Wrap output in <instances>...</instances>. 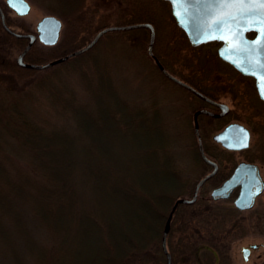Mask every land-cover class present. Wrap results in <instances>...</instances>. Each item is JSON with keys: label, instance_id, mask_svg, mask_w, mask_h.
Here are the masks:
<instances>
[{"label": "trees", "instance_id": "obj_1", "mask_svg": "<svg viewBox=\"0 0 264 264\" xmlns=\"http://www.w3.org/2000/svg\"><path fill=\"white\" fill-rule=\"evenodd\" d=\"M46 1V9L63 22L62 36L52 46L39 44L32 54L35 41L27 62L41 63L45 47H56L52 57L66 55L87 39L76 44L79 32L91 34L107 22L91 23L94 12L85 0ZM5 21L10 24L6 16ZM18 40L0 21V50ZM90 60L92 74L85 65L80 70L87 101L65 87L48 88L56 113L69 116L66 122L28 116L33 110L22 107L20 98L7 99L18 87L0 90V255L15 264L27 258L33 264L166 263L161 232L184 185L171 134L155 102L146 107L125 100L102 54L95 51ZM74 62L78 69L84 60ZM230 210L223 217H232ZM26 211L49 243L30 232ZM235 230L231 225L219 231L231 239ZM12 243L24 247L22 262L14 259Z\"/></svg>", "mask_w": 264, "mask_h": 264}, {"label": "rangeland", "instance_id": "obj_2", "mask_svg": "<svg viewBox=\"0 0 264 264\" xmlns=\"http://www.w3.org/2000/svg\"><path fill=\"white\" fill-rule=\"evenodd\" d=\"M27 1L30 3L28 13L18 16L4 4L3 0H0V3H3L5 7L3 8L4 15L14 30L24 31L25 28L34 30L36 21L42 15L50 13L46 9V0ZM84 5L88 10L94 12L90 14L92 15V18L89 19L91 23L107 20L104 22L106 26L131 22H150L155 34L152 52L169 72L193 81L199 79V73H205L206 75H202L200 82H198L203 88H206L204 84L207 82L225 83L228 80L226 82L228 84L224 85H229L232 89L225 93L226 98L224 100L234 110L240 111L242 121L248 122L252 131V148L257 146L264 148V106L257 98L251 80L237 74L234 78L230 76L233 73L232 68L222 62L216 54L219 42L208 41L198 45L190 44L171 15L167 0H85ZM124 8L127 9V12L121 14ZM51 14L58 16L55 13ZM107 14L110 15L108 19L105 17ZM94 34L95 31L91 34L85 31L79 32L76 44L81 39L87 38L84 40L86 43ZM61 36L60 31L57 42L60 41ZM148 37V29L143 27L108 31L102 34L87 52L38 69L19 67L15 64L14 59L22 49L25 40L15 41L12 46L4 45L3 52L0 50V90L5 89V87H18L19 89L14 93L6 94L9 95L7 99L9 97L11 100L20 98L22 107L33 110L31 114L28 112V116L33 115L36 118L42 116L57 123L66 122L67 119H70L69 116L65 113H56L54 105L49 100L48 88L52 85L58 88L59 85L62 88L65 87L66 90H72L78 101H87V89L83 85L85 79H80V70L85 65L89 73L92 74L90 72L92 71L90 59L95 51H99L105 65L109 68L113 83L118 87L125 100L134 101L136 105L141 104L146 107L152 102L156 103V108L164 118L166 128L171 134V150L176 156V162L181 168L180 171L184 179V185L179 196H185L191 191L194 181L208 169L201 159L195 156L197 143L190 129L191 107L194 103L192 101L190 106L187 105L190 100L186 98L184 92L175 88L171 82L162 76L163 74L153 59L147 54ZM38 48L39 43L37 42L31 53H37ZM55 49L56 47H45L44 52L46 54L41 63L55 58L52 57L56 53ZM81 59L84 60L83 65L78 64V69L73 67V65H77L74 61ZM213 68H216L217 71H212ZM38 77L41 80L40 83L37 82ZM243 110L254 111L255 116L248 119ZM230 118H232L231 115L228 119ZM220 124L221 121L212 120L208 122V119L201 117L199 131L201 142L207 147L209 154L211 153L220 162L226 163L225 155L219 152L220 146H217L212 138L215 129ZM259 159L263 165L262 174L264 176V154ZM217 181L218 175L206 181L202 186L204 194H207L210 186ZM232 206L231 198L216 202L204 200L192 205H179V210L185 209V218L186 214L191 217L189 218L190 227H187L185 231L186 238L184 232L181 234L182 239L187 242L185 244H191L190 251H186L190 257L197 254L201 264H259L262 261V258L257 259L255 256L258 253H264V189L256 196L253 205L247 210L238 212L233 210L235 213L232 217H223L227 212H231ZM180 214L178 213L177 217ZM24 215L25 219L29 220V230L36 240L49 243V240L43 238L48 237L46 231L41 226L36 225L38 220L32 218L28 211ZM174 221L180 222L179 218H176L170 224L171 228L167 233L166 242L168 238L173 239L178 236ZM231 225L235 226L236 233L230 239V235H223L222 231L219 230L222 227L224 229L229 228ZM223 233L225 234V232ZM218 234L221 235L218 236ZM204 241L208 247L216 250L217 254L213 253V250L207 246H204L203 249L202 243ZM249 242L261 243V245L252 250L250 260L247 258L246 262L241 258L239 248ZM192 246L194 249L196 247L194 253ZM11 249L15 253L14 259L22 262L24 247L12 243ZM177 255L175 254V256ZM152 258L155 257L152 256ZM194 261L190 259L189 263L192 264ZM25 262L26 264H33V260L30 258H27ZM0 264L15 263L0 255ZM148 264L152 263L149 262Z\"/></svg>", "mask_w": 264, "mask_h": 264}, {"label": "water", "instance_id": "obj_3", "mask_svg": "<svg viewBox=\"0 0 264 264\" xmlns=\"http://www.w3.org/2000/svg\"><path fill=\"white\" fill-rule=\"evenodd\" d=\"M171 6L172 15L175 18V21L179 27H181L187 35L188 40L193 44H199L201 42H205L212 39L221 40V45L217 48V54L224 60L231 63L234 67H236L239 71L249 74L254 77L255 86L260 98L264 100V95L261 94V88L258 84L259 80V73H254L247 65L249 60L256 62L259 61L261 58H264V52L259 50V46L252 44L251 42L256 40L258 36V31L253 27L250 30H243L241 33L236 37L235 40H232V37L227 35V29H218L217 25L214 23V12L215 9L213 7L212 0H201L199 5H196L193 11L186 13L185 6L183 4V0H168ZM5 4L7 7L12 9L17 15H25L28 13L30 9V3L27 0H22V3H10V0H5ZM0 20L4 29L12 34L17 38H26L27 42L17 53L15 57V63L20 67L26 68H44L60 61H63L67 57L78 54L87 48H89L92 44H94L97 39L105 32L112 31V30H125V29H132L137 27H145L149 31V39L147 44V53L152 55V45L154 41V28L150 22H131L126 24H119V25H106L100 28L85 44L78 47L77 49L73 50L72 52L53 58L43 63H33V62H25L23 61L22 57L25 52L30 48L31 44L37 39L39 42L52 45L57 42L60 34V29L62 26V22L59 17L54 14H45L42 15L35 24V32H18L11 29L5 22L4 14L2 9L0 8ZM254 32V35L249 37L247 35L248 32ZM232 41L230 44L229 41ZM154 61L157 67L163 72L165 76L168 78L190 88L196 94L201 96L202 98L212 101L210 98L203 95L198 90L194 89L192 86L184 83L180 79L173 76L169 73L159 62V60L155 57ZM214 102V101H212ZM216 103V102H215ZM223 106L224 104H219ZM199 112L210 113L206 110L199 109L196 110L193 114L194 117V132L197 136V144H198V151L203 158V160L212 165V170L208 173L204 174L200 177L193 188L192 196L190 198L187 197H176L172 205L168 211L166 219L164 221V226L161 232L160 238V245L162 248L163 253L165 254L167 264H171V257L170 253L166 248V234L169 229V220L173 214L174 209L180 203L190 204L193 203L197 190L199 186L205 181L209 176H211L216 171V163L209 159L203 151L202 142L198 133L197 129V122H196V115ZM221 113L213 114L212 115H221ZM240 125L236 123H229L225 127H223L220 131L214 133L212 138L214 141L220 142L226 148H236L242 147L244 138L239 141V139H235L232 137L234 135V130L238 129ZM247 144V141H246ZM240 183L241 187L239 190L238 195L233 200V205L238 209H246L253 205L255 196L258 195L261 190L263 189L264 182L259 178L256 174L254 165H251L250 169V177L246 180H242L240 176H238V167H236L232 173L224 179L218 186L214 187L210 191V196L212 199H220L226 198L229 196L231 189L237 184ZM258 243H250L247 246L240 247V253L243 260H247L249 248H256Z\"/></svg>", "mask_w": 264, "mask_h": 264}, {"label": "flooded vegetation", "instance_id": "obj_4", "mask_svg": "<svg viewBox=\"0 0 264 264\" xmlns=\"http://www.w3.org/2000/svg\"><path fill=\"white\" fill-rule=\"evenodd\" d=\"M25 30L30 31L27 28H25L24 31ZM185 37H186V35H185ZM22 40H25L24 44L27 41V39H22ZM217 42H219V45H220L221 42L220 41H217ZM216 54H217V48H216ZM154 56H155V54L153 53V55H151L150 57L152 59H154L153 58ZM218 58L222 62H225L227 65H229L232 68L231 70L233 71V73L230 74V76H232L234 78V76L237 74V75H239L241 77H247V78H249L251 80L252 86H253V88H254V90L256 92L257 98L259 99V101L264 106V100L261 99L258 96V93H257V90H256V86H255L254 77L249 75V74H245V73L239 71L231 63H229L228 61L223 60L219 56H218ZM24 61H26L25 57H24ZM211 70L212 71H217L216 68H213ZM169 73H171V72H169ZM171 74L173 76H175L176 78L180 79L181 81H183L184 83H187L188 85L192 86L194 89L198 90L203 95H205L206 97L210 98L212 101H214V102H212V101H208V100L202 98L201 96L196 94L194 91H192L190 88H188V87H186V86H184V85H182V84H180V83L168 78L167 76H165L163 74L167 78V81L171 82L174 85L175 88H179L180 90H182L184 92L183 94H185L186 98L190 100L187 105L190 106V103H192V101L194 103V105L191 107L192 115H191V119H190V129H191V132H192V134H193V136H194V138L196 140V143H197V136L195 135V132H194V117H193V114H194V112L196 110H199V109H203V110H206V111L210 112V113L199 112L196 115V122H197V129H198L199 136H200L199 121H200L201 117L208 119V122L212 121V120L221 121V124L218 126L217 129H215L214 132L220 131L223 127H225L229 123H236L237 125H240V127L237 126L238 129L234 130V135L232 137H234L236 140L239 139V141H241L244 138L245 133L247 134V146L236 147V148H231L230 149V148L224 147L220 142L214 141L217 144V146H220L219 147V152L221 154L225 155L224 159L227 160L226 163L225 162L222 163L218 159H215V157L213 155H211V153L209 154L208 150H207L208 151L207 152L204 149V145L202 143L203 151L206 154V156L216 163V171L211 176H209L205 181H203L202 184L199 186L194 202L190 203V204H185L184 203V205H192L195 202L204 201V200H211L213 202H216V201L225 200L227 198H231V201H232V204H233L234 198L239 193V190H240V187H241L240 183H237L231 189V192H230L229 196L226 197V198L212 199L211 196H210L211 189L216 187V186H218L224 179H226L236 167H238V176H240V178L242 180L248 179L250 177L251 165H254V169H255L256 174L264 182V176L262 174V166L263 165L261 164L260 159H259L260 156H262L264 154V148L262 149L261 146H257V147L252 148V146H251V136H252L251 134H252V131H251L250 127H249L248 122L242 121L240 119V116H241L240 111L239 110H234L232 107H230V104L226 100H224L226 98V96H224L225 93H228L232 89L231 86L224 85V84H228V83H226V82H228V80L225 81V79H224L225 83H220V82L219 83H216V82L210 83V82H207V83L204 84L206 88H203L201 85L198 84V82H200L199 80L202 78L201 77L202 75H206L205 73H199V76H198L199 79L195 80V81L188 80V79H186L184 77L177 76L176 74H173V73H171ZM183 99L185 101V97ZM219 104H224V105L220 106ZM223 111H224V113H222L221 115H216V116L212 115V113L213 114H217V113H221ZM243 112H244V115H246V117L248 119H251L253 116H255L254 111L243 110ZM229 115H231L232 118L228 119ZM241 129H243L244 131L241 132ZM200 139H201V136H200ZM196 150H197L198 155L201 158V161L203 162V164H205V166L208 169L194 181V183L192 184V187H191V191L188 194H186L185 196H183V197H187V198H190L192 196L193 188H194V185H195L196 181L200 177H202L204 174H206L210 170H212V165L206 163L203 160V158L201 157V155H200V153L198 151V144L196 145ZM224 155H222V156H224ZM217 175H218V181L215 184L210 186L209 190L207 191V194H204V192L202 190L203 184L206 181H208L209 179H212V178H214ZM263 189H264V186H263ZM263 189L261 190V192L263 191ZM258 195H256V196H258ZM256 196H255V198H256ZM178 197H180V196H178ZM179 205L180 204H178L177 207L174 209L173 215L171 216V218L169 220V222L171 224V223H173L174 219L176 220V218H179L180 222L174 221L175 229L178 232V236L176 238H173V239H169L168 238V241L166 242V247H167V250L170 253V257H171V264H190L189 263L190 259L191 260H195L194 263H192V264H201V262L198 259L197 254L196 255H191V257H190V255H188L186 253L187 250H188V252L190 251L191 244H189V245L185 244L187 242H186V240L182 239L181 234L184 232V237L186 238L185 231H186L187 227H190L189 218H191V217H189L186 214V218H185V216H184L185 215V209H180L179 210ZM232 207H233V210H235V212L243 211V210H247L248 209V208H246V209H238L234 205ZM182 210H183V212H182ZM175 212H177L176 215H175ZM178 213H181V214L177 217ZM170 228H171V226H170ZM235 233H236V230H235ZM235 233H234V235H235ZM166 237H167V235H166ZM250 243H253V242H249V243L243 244L241 246H247ZM260 245H261V243H258V246L256 248H249V252H248L249 260H250V256H251L252 250L257 249ZM204 246H207L205 241L202 243V248ZM208 248H210V247H208ZM192 249H193V253H194L196 247L194 249L193 246H192ZM211 250H213V249H211ZM172 252L173 253H177L178 255L177 256H175V255L172 256ZM213 253H216V250H213ZM239 253H240V251H239ZM262 253H258L255 256V258H257V259L262 258V261L259 264H264V255L262 256ZM165 260H166V257H165ZM165 264H167V261H166Z\"/></svg>", "mask_w": 264, "mask_h": 264}, {"label": "snow or ice", "instance_id": "obj_5", "mask_svg": "<svg viewBox=\"0 0 264 264\" xmlns=\"http://www.w3.org/2000/svg\"><path fill=\"white\" fill-rule=\"evenodd\" d=\"M10 3H22V0H10ZM200 3L201 0H183L185 12L193 11ZM212 3L215 9L214 23L218 29H227L226 34L235 40L241 31L255 27L258 36L251 43L259 46V50L264 52V0H212ZM247 65L254 73H259L258 84L261 94L264 95V58L256 62L249 60ZM243 131L241 129V132ZM246 141L245 133L243 146H247Z\"/></svg>", "mask_w": 264, "mask_h": 264}, {"label": "bare ground", "instance_id": "obj_6", "mask_svg": "<svg viewBox=\"0 0 264 264\" xmlns=\"http://www.w3.org/2000/svg\"><path fill=\"white\" fill-rule=\"evenodd\" d=\"M93 45L94 44H92L89 48H87L86 50H84V51H82V52H80V53H78V54H73L71 57H73V56H76V55H79V54H82V53H84V52H86L87 50H89V49H91L92 47H93ZM29 51V49L25 52V54L23 55V57H22V59H23V61H24V57H25V55L27 54V52ZM26 62V61H25Z\"/></svg>", "mask_w": 264, "mask_h": 264}]
</instances>
